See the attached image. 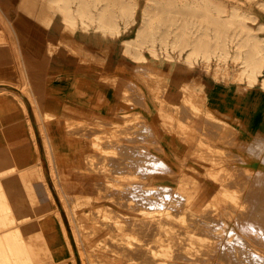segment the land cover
I'll return each mask as SVG.
<instances>
[{"label": "rangeland", "instance_id": "rangeland-1", "mask_svg": "<svg viewBox=\"0 0 264 264\" xmlns=\"http://www.w3.org/2000/svg\"><path fill=\"white\" fill-rule=\"evenodd\" d=\"M22 1L0 0L11 63L0 98L12 119L9 145L0 137V211L6 198L16 207L20 254L38 264L50 236L38 219L51 214L58 236L60 212L63 264H84L57 170L68 144L152 200L149 248L168 264H264V126H248L243 97L231 123L212 104L215 84L262 87L264 69L251 82L244 60L252 40L264 55V0Z\"/></svg>", "mask_w": 264, "mask_h": 264}, {"label": "bare ground", "instance_id": "bare-ground-1", "mask_svg": "<svg viewBox=\"0 0 264 264\" xmlns=\"http://www.w3.org/2000/svg\"><path fill=\"white\" fill-rule=\"evenodd\" d=\"M250 42V47H252L253 53L249 55L248 59L244 60L246 65L244 71L247 73V76L251 82H256V80L258 79V74L261 73V71L264 69V55L263 53H261V49L255 40H252ZM261 85L264 88V77L261 81ZM183 113L184 112L180 114L182 117ZM186 115L185 118H187ZM75 146L76 145L74 144L73 147L75 148ZM60 148L61 149L58 150L56 157L58 165L57 170L62 177L61 180L63 182V185L67 189V193H69L71 197L75 215L78 217L79 220L77 239L79 240V246L82 251L83 263L168 264L165 259H162L157 253H154L149 248V243L151 242L150 236L153 231L152 220L150 216V208L153 205L152 200L149 201L147 198L144 197V195L141 198L138 194H136V196L134 192L135 185L134 187H132L131 185L127 187L122 185L123 187H120L118 185L110 183V180L107 179L108 175L106 176L104 171L101 170L103 168L102 166V168L99 166V168H95L94 166V168H92L89 165V161H86L85 163L87 164H84L83 161H81L82 159L78 157V154H76L74 150L72 151V153L74 154L71 153V149L73 148L70 145H62L60 146ZM89 156L93 157V155ZM86 158L88 160H92L87 156ZM94 158L98 159L99 157ZM97 161H99V159ZM122 161L125 162L124 159ZM97 164L95 162V165ZM121 165L124 164H122L121 162ZM108 168H110L109 165ZM6 169L9 171L15 170L13 169V167H6ZM3 170L0 169V182L6 181V178L9 177L7 174L5 175L4 173L2 175ZM12 173L13 172H11V174ZM108 173H111V171H108ZM135 191L137 192V190ZM125 193L126 195L129 194L131 197L127 196L128 198H125L124 200L123 194ZM51 197L54 205L56 206V201L54 197ZM132 203L135 204V213L131 211L132 209H134V207H132ZM5 204L8 207L6 212L4 210H1V213L0 211V259H2L3 262H1L0 264H36L35 262H33V258L30 259L25 257L22 253L20 254L19 242L10 239V233L12 234L13 231L12 228H16L18 225V222H16L13 216L16 207H13L12 203H10L7 198L5 199ZM63 204L66 207L64 198ZM174 212L175 211H173V213ZM50 215H41L38 219V225L36 224L38 227L41 226L50 232V236L46 240L48 246L47 251L44 250L45 248L43 247V244L39 245L38 247V264H63V260L61 258L62 252L59 247V244L60 242H64L68 248H71V240L65 222L61 216V213H56L58 230L61 229V231L58 232V236L54 232V227L51 225ZM159 218L161 220L162 217L160 216ZM29 224L31 223L29 222ZM39 230L40 229H38V231ZM41 238L43 239V237ZM263 240L264 236L262 238V241ZM44 244H46V242H44ZM157 246L159 247V245ZM178 255L179 254H177L176 257Z\"/></svg>", "mask_w": 264, "mask_h": 264}, {"label": "crops", "instance_id": "crops-1", "mask_svg": "<svg viewBox=\"0 0 264 264\" xmlns=\"http://www.w3.org/2000/svg\"><path fill=\"white\" fill-rule=\"evenodd\" d=\"M17 5L18 8L21 9V6H24L23 1L17 0ZM19 17L21 19V16ZM36 41H38V39H36ZM10 66L11 63L9 56H7L5 51L1 52L0 50V79H5L7 77V72L10 70ZM215 87L217 93L216 96L213 93V109L220 115H223L229 123L234 122L238 107L237 104H240L243 97L246 104L245 108L250 118L248 126L250 128L252 124L254 125V128L264 126V88L259 86L250 88L244 84L233 85L226 83L221 85L215 84ZM224 95L226 96L224 97ZM244 96L246 98H244ZM0 100L2 102L6 101L3 97L0 98ZM5 104L7 106L2 107V109L0 106V137L2 136L4 141L6 140L9 145L10 140L12 139L11 108L9 102H5ZM246 120L247 119H245V122ZM251 121H253L252 124ZM19 164H21L20 161Z\"/></svg>", "mask_w": 264, "mask_h": 264}]
</instances>
